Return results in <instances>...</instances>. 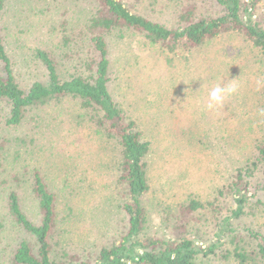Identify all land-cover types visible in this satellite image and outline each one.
Returning a JSON list of instances; mask_svg holds the SVG:
<instances>
[{"label":"rangeland","instance_id":"1","mask_svg":"<svg viewBox=\"0 0 264 264\" xmlns=\"http://www.w3.org/2000/svg\"><path fill=\"white\" fill-rule=\"evenodd\" d=\"M120 1L132 13L168 28L175 27L178 0ZM196 4L203 14L221 13L214 4L197 0ZM91 8L88 0H5L0 11L1 35L13 73L22 88L27 90L34 82L47 81L44 68L34 57L39 49L48 50L62 66L60 75H67L66 70L72 65L61 60L60 52H67L73 46L63 47L61 37L69 36L80 21L89 18ZM63 21L68 23L64 30ZM108 42L113 72L110 92L151 142L146 157L150 190L145 198L150 217L155 220L167 208L185 199L214 202L217 190L231 183V166L225 165L244 160L254 131L264 122L261 113L264 67L258 63V55L237 33L223 34L181 56H173L161 46L149 47L137 35ZM228 82H235L238 91L226 97L215 110H208L210 91ZM3 108L0 104V143L4 138L11 140L27 133L32 125L6 127ZM44 136L37 148L42 152L28 150L27 165H34L36 159L42 160L41 172L57 199V225L62 240L81 259L91 260L102 244H111L110 237L117 234L114 225L124 218L116 208L122 198L115 191L117 173L105 166L99 170L93 164L88 165L89 169L77 170L68 159L63 161L56 149H51L53 140L49 133ZM99 145L92 144L89 149ZM21 152L25 155V150ZM226 152L230 153L229 157ZM14 154L13 146L0 153V221L5 226L0 235V264H10L11 254L22 240L33 243V238L13 224L5 207L8 189L2 182L9 181L22 167L14 161ZM260 178L262 171H256L250 185L253 191ZM23 188V210L37 223V202L30 194L28 183ZM256 200L264 203V191L256 192L253 202ZM233 208L232 197L226 195L209 209L200 211L189 226L192 238L202 239L205 245ZM233 225L264 234V206L257 212L247 211ZM115 240L117 243L118 239ZM198 264L214 263L205 260Z\"/></svg>","mask_w":264,"mask_h":264},{"label":"trees","instance_id":"2","mask_svg":"<svg viewBox=\"0 0 264 264\" xmlns=\"http://www.w3.org/2000/svg\"><path fill=\"white\" fill-rule=\"evenodd\" d=\"M88 1L92 7L90 17L80 21L69 36L61 37L63 47L73 46L60 52L61 60L72 65L66 70L67 75H60L62 66L48 50H36L35 60L44 68L47 81L34 82L27 90L18 84L13 73L0 29V104L5 111L4 124L8 128L32 124L27 133L11 140L4 138L0 143V153L13 146L14 161L22 165L9 181L2 182L8 189L7 214L14 225L33 238V243H18L10 264H198L205 260L214 264H264V234L233 225L247 211L257 212L264 206L260 200L253 202L256 192L264 191V122L254 131L244 160L225 165L231 166V183L217 190L213 200L231 196L234 208L202 245V239L192 238L189 226L200 211L209 209L214 202L185 199L155 220L147 211L145 198L150 188L146 157L151 142L110 92L113 72L108 47L109 39L123 41L129 35H137L149 47L161 46L167 53L181 56L223 34L237 33L264 67V0H197L218 6V16L201 13L196 0H178L174 28L132 13L120 0ZM4 2L0 0V11ZM67 25L62 22L63 30ZM45 133L52 137L51 149H56L57 155L63 161L68 159L77 170L89 169L88 165L93 164L99 170L105 166L117 173L115 191L122 198L116 208L124 218L114 225L117 234L110 237L111 244H102L91 260L81 259L62 240L57 225V199L41 172L42 160L27 165L28 150L37 149ZM92 144L100 145L89 149ZM51 153L54 155V151ZM256 171H262V178L253 191L250 185ZM27 183L37 202V223L23 210V187ZM4 230L0 221V235Z\"/></svg>","mask_w":264,"mask_h":264},{"label":"clouds","instance_id":"3","mask_svg":"<svg viewBox=\"0 0 264 264\" xmlns=\"http://www.w3.org/2000/svg\"><path fill=\"white\" fill-rule=\"evenodd\" d=\"M238 91V85L235 82H228L226 85H217L209 93V102L206 105L208 110H215L217 106L222 105L226 97L235 94ZM264 114V109L261 110Z\"/></svg>","mask_w":264,"mask_h":264}]
</instances>
